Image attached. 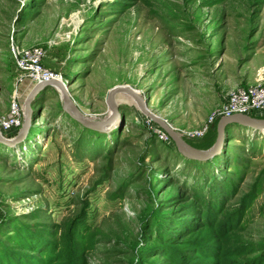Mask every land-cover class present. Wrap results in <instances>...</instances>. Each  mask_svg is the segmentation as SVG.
I'll return each instance as SVG.
<instances>
[{
  "label": "rangeland",
  "instance_id": "1",
  "mask_svg": "<svg viewBox=\"0 0 264 264\" xmlns=\"http://www.w3.org/2000/svg\"><path fill=\"white\" fill-rule=\"evenodd\" d=\"M12 47L42 48L43 65L61 74L82 115L103 119L108 91L129 86L198 149L214 134L219 118L209 119L230 91L264 85V0H0L5 97L25 80ZM117 99L119 121L96 132L64 113L50 88L32 105L25 139L12 148L0 144V264H39L42 248L32 246L38 229L83 208L88 230L78 251L84 248L86 264H138L153 239L186 247L189 235L204 243L220 232L230 237V228L240 248L223 244V256L211 264L261 261L264 134L229 126L218 156L188 160L136 103ZM206 125L200 137L185 135ZM213 203L222 214L199 224L196 208ZM155 261L164 264L160 256Z\"/></svg>",
  "mask_w": 264,
  "mask_h": 264
},
{
  "label": "trees",
  "instance_id": "2",
  "mask_svg": "<svg viewBox=\"0 0 264 264\" xmlns=\"http://www.w3.org/2000/svg\"><path fill=\"white\" fill-rule=\"evenodd\" d=\"M36 100L34 101L35 104ZM250 116H255L253 114H250ZM259 118H264V116H255ZM217 124V123H216ZM229 126H235V125H229ZM227 126V128L229 127ZM226 128V130H227ZM214 134L211 133L210 135H206V138L203 140V143L198 146H194L198 149L206 150L210 148L214 143V138H216V125L214 129ZM214 139V140H213ZM193 146V145H192ZM223 193H227L225 191V187H223ZM227 189V188H226ZM231 192V191H230ZM222 194V193H221ZM194 198H197L196 195H193ZM217 197V196H215ZM220 199H214L213 202H217ZM213 206L206 205L204 207L196 208L200 210V220L199 224L204 222L205 219L213 218L215 216V219L218 218V214H222L221 212V206L217 203H213ZM209 215V216H208ZM87 213L86 209L83 208L79 212V214L75 215L74 217L68 218L66 220L61 221L60 223H53L51 225H45L42 226L41 229H38L36 235L34 236V240L32 243L33 249L36 247L42 248V254L37 258V261L39 264H86V257L84 253V248L81 251H78L80 249V242L83 240H86L84 235V230L87 232ZM203 219V220H202ZM210 226L208 228H215L217 221L209 220ZM184 222L181 223V225ZM224 224V223H223ZM206 227V226H205ZM203 228V226H199V229ZM85 232V233H86ZM229 234H233L230 237L222 238L220 236V232L218 234H214L212 239L204 238V243H199L197 239L199 237L197 236H187L186 237V247H173L171 245V240H167L166 237L153 239L152 241L148 242L146 251L141 250L139 254V262L138 264H156L157 262L156 257L160 256L164 260V264H211L213 262L212 258L219 259L218 257L223 256V250L224 245H232L237 248H240V242L238 241H230V238L233 236L234 238L239 237V233L236 229L230 228L228 231ZM191 236V237H190ZM90 239L92 240V236H90ZM155 240V241H154ZM203 245L202 249H196L198 246L200 248V245ZM136 246H134L135 248ZM236 248H231L230 252H233ZM194 250V251H192ZM207 250V253L204 254V251ZM35 252H38L37 250H34ZM189 251V252H187ZM148 252L153 254V260L147 261V255ZM241 252V251H240ZM208 254V255H206ZM243 255V253H241ZM240 255V256H241ZM225 256H231V254L225 255ZM260 256V255H259ZM259 256H255L253 258H258ZM239 258V256H238ZM245 261H250L251 259H242ZM259 262V263H258ZM254 262V264H264V257L261 261ZM135 264V260L133 259V263ZM222 264V263H220Z\"/></svg>",
  "mask_w": 264,
  "mask_h": 264
},
{
  "label": "water",
  "instance_id": "3",
  "mask_svg": "<svg viewBox=\"0 0 264 264\" xmlns=\"http://www.w3.org/2000/svg\"><path fill=\"white\" fill-rule=\"evenodd\" d=\"M56 90L62 102V111L66 113L72 120L79 123L82 127L96 131L103 132L104 128H113L114 124L119 121V106L116 97L118 95H127L132 98L134 103L138 106L140 113L150 120L156 126L160 127L173 141L177 152L185 159L204 162L218 156L223 148L225 141V130L229 125H239L246 128L253 129L254 131L264 133V118H259L244 114H233L219 118L216 126V140L213 146L207 150H198L190 146L180 134L165 120L161 119L158 115L151 113L146 105V101L141 94L129 86H115L111 88L106 96V103L110 109L106 117L103 119H95L82 115L74 106V103L70 97L67 86H63L60 81L53 80L49 82H36L32 83L31 89L28 91L23 104V124L15 135L14 142H10V138H6L0 133V144L11 147L21 143L29 132L31 124L33 122V109L34 99L36 95L44 89ZM28 124V126L26 125Z\"/></svg>",
  "mask_w": 264,
  "mask_h": 264
},
{
  "label": "built area",
  "instance_id": "4",
  "mask_svg": "<svg viewBox=\"0 0 264 264\" xmlns=\"http://www.w3.org/2000/svg\"><path fill=\"white\" fill-rule=\"evenodd\" d=\"M15 67L23 73L22 77L30 82H49L53 80L64 81L61 74L54 73L43 65L45 53L40 47L19 48L12 47ZM20 77V78H22ZM264 114V85H254L230 91L224 104L209 119V124L218 119L233 114L250 115ZM23 118V106L15 94L10 102L6 116L0 119V132L19 127ZM208 130L207 125L201 129L193 130L185 135L200 137Z\"/></svg>",
  "mask_w": 264,
  "mask_h": 264
},
{
  "label": "crops",
  "instance_id": "5",
  "mask_svg": "<svg viewBox=\"0 0 264 264\" xmlns=\"http://www.w3.org/2000/svg\"><path fill=\"white\" fill-rule=\"evenodd\" d=\"M22 77V76H21ZM19 78V77H18ZM16 79V78H15ZM21 84L19 85V89L16 93V91H14L15 89H13L11 91V94L8 96V97H5L4 93L2 94V91L9 88V86H5V88H1L0 89V119L3 118L4 116H6V114L8 113V108H9V101L8 99H11L12 97H14V95L16 94L17 97L19 98V100L21 101V96H23V94L27 91H29L31 89V86H32V82L28 81L27 79L24 80L23 82H20ZM14 83H12V86H13ZM15 86V85H14ZM49 89H44L42 91H40L34 101L36 100L35 104H33V106L35 105V107L39 106V99H41L43 96H45L47 94ZM54 90V89H53ZM5 93H7L5 91ZM32 106V108L35 110V108ZM253 115L255 116H264V114H259V113H253ZM23 120V118H22ZM19 129V128H18ZM18 129L16 128H13L11 129L10 131H7L6 134L4 135L6 138H9V137H12V136H15L17 133H18ZM13 140V139H11Z\"/></svg>",
  "mask_w": 264,
  "mask_h": 264
},
{
  "label": "bare ground",
  "instance_id": "6",
  "mask_svg": "<svg viewBox=\"0 0 264 264\" xmlns=\"http://www.w3.org/2000/svg\"><path fill=\"white\" fill-rule=\"evenodd\" d=\"M62 85L65 86V84H62ZM27 93H28V92L26 91V92L23 94V96H21V98H22V99H21V104H22V106H23V104H24V101H25V98H26V96H27ZM118 96H126V97L129 98V100H130L131 102L133 101L132 98L129 97V96H127V95H118ZM116 99H117V97H116ZM117 102L121 104V102H119L118 99H117ZM133 102H134V101H133ZM26 125L28 126V124H26ZM109 129H110V127H109V128L106 127V128H104L103 131L106 132V131L109 130ZM263 134H264V133H263ZM12 139H13V138H12ZM14 141H15V139L10 140V142H14ZM17 145H18V144H17ZM14 146H15V143H14V145L11 146V148L14 147Z\"/></svg>",
  "mask_w": 264,
  "mask_h": 264
}]
</instances>
